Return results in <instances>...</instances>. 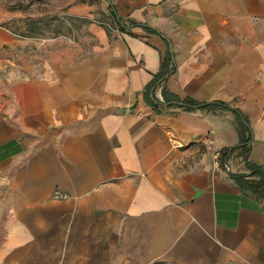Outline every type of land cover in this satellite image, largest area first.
<instances>
[{"label":"crops","instance_id":"crops-1","mask_svg":"<svg viewBox=\"0 0 264 264\" xmlns=\"http://www.w3.org/2000/svg\"><path fill=\"white\" fill-rule=\"evenodd\" d=\"M114 5L160 35L90 23L89 54L19 55L0 87V264H264V197L231 179L250 173L238 150L213 163L235 116L155 110L146 91L170 48L168 88L238 109L264 165V0ZM13 41L0 27V63Z\"/></svg>","mask_w":264,"mask_h":264},{"label":"rangeland","instance_id":"rangeland-1","mask_svg":"<svg viewBox=\"0 0 264 264\" xmlns=\"http://www.w3.org/2000/svg\"><path fill=\"white\" fill-rule=\"evenodd\" d=\"M81 2L0 0V27L7 30L14 40L9 45L5 62L0 63V87L9 80L13 81V77L17 79L19 55L32 60L40 52L65 47L77 48L80 54H89L95 41L87 26L105 23L103 16L108 8L105 0H92L91 5H87L88 0ZM74 7L84 8L85 13L72 15L70 10Z\"/></svg>","mask_w":264,"mask_h":264},{"label":"trees","instance_id":"trees-1","mask_svg":"<svg viewBox=\"0 0 264 264\" xmlns=\"http://www.w3.org/2000/svg\"><path fill=\"white\" fill-rule=\"evenodd\" d=\"M86 1V0H85ZM92 0H88L87 5H91ZM107 2V8L109 16H103V22L113 23L117 27L119 32H127L130 28H141L153 34H158L153 28L145 25H138L134 22L124 23L117 15L114 1L105 0ZM82 0L81 3H83ZM34 33V31H32ZM37 33V32H36ZM170 64L172 67L170 68ZM174 73L172 52L169 48L166 56H164L159 73L155 76L154 80L147 86L146 91H151V96L148 97V103L157 110L158 107H179L185 111H193L197 109L207 111H229L235 116V125L239 133V144L234 147L223 148L219 151V166L224 168L226 161L236 150L239 151V155L243 158L244 165L250 171L249 174H231L230 177L241 191L250 193L255 199H261L264 197V165H257L248 162L247 155L249 152L250 140L252 133L249 128L248 122L243 114L236 108L230 107L228 104L222 101L212 102H197L194 99L176 94L170 90L166 84V81ZM160 88L162 101L157 99L154 95V91Z\"/></svg>","mask_w":264,"mask_h":264},{"label":"built area","instance_id":"built-area-1","mask_svg":"<svg viewBox=\"0 0 264 264\" xmlns=\"http://www.w3.org/2000/svg\"><path fill=\"white\" fill-rule=\"evenodd\" d=\"M208 148V147H207ZM214 165H219V159L218 158H216V155L214 156ZM225 170H228V167L225 165Z\"/></svg>","mask_w":264,"mask_h":264}]
</instances>
